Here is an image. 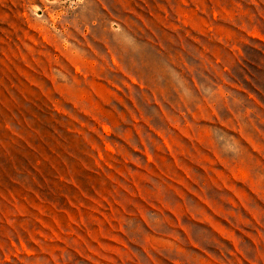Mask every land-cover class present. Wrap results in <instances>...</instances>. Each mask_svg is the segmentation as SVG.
<instances>
[{"label":"rangeland","instance_id":"374dc122","mask_svg":"<svg viewBox=\"0 0 264 264\" xmlns=\"http://www.w3.org/2000/svg\"><path fill=\"white\" fill-rule=\"evenodd\" d=\"M0 264H264V0H0Z\"/></svg>","mask_w":264,"mask_h":264}]
</instances>
